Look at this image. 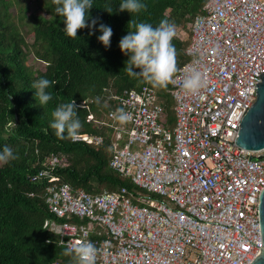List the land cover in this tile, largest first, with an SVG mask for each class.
<instances>
[{
	"label": "built area",
	"instance_id": "1",
	"mask_svg": "<svg viewBox=\"0 0 264 264\" xmlns=\"http://www.w3.org/2000/svg\"><path fill=\"white\" fill-rule=\"evenodd\" d=\"M190 29L189 60L168 91L174 125L150 85L110 91L115 109L124 106L130 120H116L115 109L94 120L113 128L109 166L134 190L93 195L60 183L53 171L68 166L65 155H52L30 177L49 182L45 203L66 219L44 224L59 246L90 239L100 249L95 264H251L261 253L264 150L243 149L236 140L264 71V0H209ZM193 66L205 71L208 83L199 94L184 95L180 86ZM77 107L88 108L85 102Z\"/></svg>",
	"mask_w": 264,
	"mask_h": 264
},
{
	"label": "trees",
	"instance_id": "2",
	"mask_svg": "<svg viewBox=\"0 0 264 264\" xmlns=\"http://www.w3.org/2000/svg\"><path fill=\"white\" fill-rule=\"evenodd\" d=\"M209 0H145L146 9L130 13L120 11L121 0H94L91 16L96 27L78 30L77 36L65 33L63 17L55 12L57 0H36L39 9L52 18L36 17L34 30L35 57L46 64L44 71H34L28 65L26 46L11 9L20 7L19 18L31 15L21 0H0V150L10 145L18 157L0 166V264H51L59 261L70 264L72 257L59 246L58 236L44 228L46 221L66 222L57 218L45 203L43 195L49 182L32 183L30 177L43 168L52 155L68 157V166L57 168L53 174L60 183L93 195L117 192L122 187L134 190V185L121 178L110 166L113 153V128L98 126L94 120H105V114L118 104L110 98V91L119 94L140 89L148 82L129 75L124 68L129 58L121 47V38L134 30L136 21L158 24L161 19L174 21L178 28L190 30V24L203 12ZM110 8L112 12H109ZM91 25V21L89 22ZM100 23L113 28L110 47L99 39ZM178 70L189 58L185 51L189 43L175 37ZM139 71V69H136ZM178 72V71H177ZM41 77L55 81L50 87L53 99L45 106L36 96L33 82ZM154 87V86H153ZM163 99L168 122L174 125L173 96L167 87H155ZM96 97H99L97 102ZM75 99L88 108H79L83 122L79 137H101V144H88L56 135L51 127L52 113L58 104ZM89 121V119H91ZM176 119V118H175ZM80 222V221H75ZM86 223V222H85Z\"/></svg>",
	"mask_w": 264,
	"mask_h": 264
},
{
	"label": "clouds",
	"instance_id": "3",
	"mask_svg": "<svg viewBox=\"0 0 264 264\" xmlns=\"http://www.w3.org/2000/svg\"><path fill=\"white\" fill-rule=\"evenodd\" d=\"M94 0H57L55 12L63 17L65 33L69 36H77L78 30L91 26L96 27V19L91 16ZM145 0H121L120 11L140 12L146 9ZM112 12L110 8H107ZM91 21V25L90 22ZM129 25L134 30H129L120 40L122 51L128 55L124 70L133 77H142L143 82H148L154 87H167L176 77L178 71L177 49L173 43L177 35V24L168 18H163L154 25L151 22L136 21L133 18ZM101 34L98 39L110 47L113 36V28L106 23H100ZM180 38V37H178ZM136 69H139L137 71ZM55 81L47 77H41L33 82L36 96L42 105H46L53 99L51 85ZM208 80L205 71L200 67L189 68L180 86L184 95H196L207 86ZM136 90V89H135ZM169 93V92H168ZM99 97H96L99 102ZM54 119L51 127L56 130V135L62 138L77 139L83 122L79 118L75 99L58 104L52 113ZM111 115L120 122H126L132 118L131 113L120 106ZM18 157V153L10 145H4L0 150V162H9ZM88 235L87 232L84 233ZM67 245L63 249L65 255L72 257L70 264H95L100 249L92 240L63 241ZM107 243V242H105Z\"/></svg>",
	"mask_w": 264,
	"mask_h": 264
},
{
	"label": "water",
	"instance_id": "4",
	"mask_svg": "<svg viewBox=\"0 0 264 264\" xmlns=\"http://www.w3.org/2000/svg\"><path fill=\"white\" fill-rule=\"evenodd\" d=\"M257 77L259 82L255 83L254 87L256 101L244 117L236 140L237 145L254 152L264 150V71ZM259 220L263 246L260 249L261 253L251 264H264V191L260 197Z\"/></svg>",
	"mask_w": 264,
	"mask_h": 264
},
{
	"label": "rangeland",
	"instance_id": "5",
	"mask_svg": "<svg viewBox=\"0 0 264 264\" xmlns=\"http://www.w3.org/2000/svg\"><path fill=\"white\" fill-rule=\"evenodd\" d=\"M21 5H25L29 7V10L31 12V15L28 17H25L23 19L19 18L20 13V7L14 6L11 9L12 13V19L18 24L19 30L21 32V36L24 38L26 46L23 47L25 50V53L27 54V62L30 67L34 69V71L42 70L46 68V64L40 60H37L35 57V40L36 36L34 35V30L37 26L36 17L38 18H45L46 20H49L52 18V16L47 13L45 10H41L42 8H38L39 5L37 4L36 0H21ZM35 15L36 17L32 16ZM176 37H180V39L185 42L189 43L191 40L190 30L187 28H177V35ZM174 122H175V115H174ZM123 137H128L127 134L122 133ZM3 164V162H0V166ZM106 190L104 189L103 192Z\"/></svg>",
	"mask_w": 264,
	"mask_h": 264
}]
</instances>
